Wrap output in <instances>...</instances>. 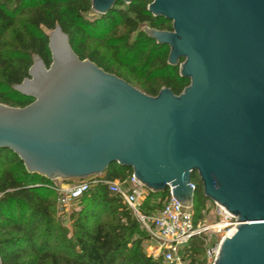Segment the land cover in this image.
<instances>
[{"label":"water","instance_id":"obj_1","mask_svg":"<svg viewBox=\"0 0 264 264\" xmlns=\"http://www.w3.org/2000/svg\"><path fill=\"white\" fill-rule=\"evenodd\" d=\"M133 1L91 0L92 11L106 16ZM147 11L172 24L143 32L169 48L168 65L190 82L180 95L162 88L149 97L81 61L57 26L51 66L34 56L14 87L33 103L0 104V151L51 182L117 164L188 209L197 174L204 198L236 222L213 264H264V0H152Z\"/></svg>","mask_w":264,"mask_h":264},{"label":"trees","instance_id":"obj_2","mask_svg":"<svg viewBox=\"0 0 264 264\" xmlns=\"http://www.w3.org/2000/svg\"><path fill=\"white\" fill-rule=\"evenodd\" d=\"M149 2L119 3L108 15L91 21L87 19L93 12L91 0H0V104L25 108L33 103L14 87L29 78L34 56L51 66L47 33L57 26L81 61H91L132 87L134 80L149 97L158 96L162 88L180 95L190 82L179 76L178 67L168 65L169 48L140 31L141 27L172 31L170 22L147 11ZM119 31L125 34L117 39L113 35ZM94 42L99 45L93 47ZM132 175L131 169L111 165L107 173L87 180V188L66 212L53 182L29 174L14 153L1 150L0 264H167L146 255L148 233L122 199L109 192L107 182L127 183ZM60 182L63 185L57 186L74 181ZM191 183L192 214L199 223L207 218L208 200L197 174ZM168 201L169 189L148 192L140 212L151 216ZM206 250L207 235L193 238L184 251L187 264H208Z\"/></svg>","mask_w":264,"mask_h":264},{"label":"built area","instance_id":"obj_3","mask_svg":"<svg viewBox=\"0 0 264 264\" xmlns=\"http://www.w3.org/2000/svg\"><path fill=\"white\" fill-rule=\"evenodd\" d=\"M87 180H72L74 182L71 184L56 186L58 202L63 206L71 205L73 199L87 188ZM107 184L110 194L117 195L122 199V202L134 212L148 233L150 239L146 243L147 253L144 250L146 255L153 259L162 258L167 264H187L184 251L190 241L195 237L215 233L221 237L217 244L211 245L206 251L207 261L213 264L220 242L223 238H228L230 232L235 229V220L215 205L208 209L209 217L213 222L205 220L195 223L192 207L188 209L180 206L173 198L170 189L169 201L165 207L151 216H144L140 212V201L146 197V193H140L137 190L139 183L133 175L127 183L111 181ZM191 186L195 189L192 183Z\"/></svg>","mask_w":264,"mask_h":264},{"label":"rangeland","instance_id":"obj_4","mask_svg":"<svg viewBox=\"0 0 264 264\" xmlns=\"http://www.w3.org/2000/svg\"><path fill=\"white\" fill-rule=\"evenodd\" d=\"M149 1H150L149 4H151V3H152V0H149ZM149 4H148V5H149ZM97 16H98V14H96L95 12H92L91 14L87 15V19L93 21L94 19L97 18ZM168 25H171V24L168 23ZM145 28H147V27H141V28H140V31H144ZM46 33H47V32H46ZM47 34L49 35L50 33H47ZM103 34H105V32H104ZM124 34H125V33H124L123 31H119L117 34H115V35H113V36H115V37H117V39H119L118 37H122ZM96 41H97V40H96ZM93 45H94L93 47H96V45L98 46L99 43L94 42ZM99 50H100L101 52L105 53V50H103L102 48H100ZM132 83L135 85L134 88H136L137 90L140 91V86H137V85H136V82H135L134 80H132ZM140 92H141V91H140ZM142 93H143V92H142ZM53 183H54L55 186H57V185H63V183L61 184L60 180H57V181H55V182H53ZM137 190H138L140 193H146V194H145L146 196L148 195V191H147L146 189H144L140 184H139V186H137ZM57 197H58V195H57ZM143 200H144V199H142V200L140 201V203H142ZM60 205L63 207V204H62V203H60ZM70 206H71V205H69V206H64V207L66 208V212H68V210L70 209ZM210 207H213V204H212L210 201H208L206 208H210ZM206 215H207L206 220H209L210 222H213V220L209 217V213H207ZM64 226H65V227H68V226H69V221H66V222L64 223ZM220 237H221V235H217V234H215V233H213V234H208V235H207V249H208L209 247H211V245H215V244H217V242L219 241ZM144 250H145L146 253H147L146 245L144 246ZM206 251H207V250H206ZM148 252H149V250H148ZM206 260H207V254H206ZM207 263H208V264H212V263H210V262H208V261H207Z\"/></svg>","mask_w":264,"mask_h":264},{"label":"bare ground","instance_id":"obj_5","mask_svg":"<svg viewBox=\"0 0 264 264\" xmlns=\"http://www.w3.org/2000/svg\"><path fill=\"white\" fill-rule=\"evenodd\" d=\"M234 233H236V228H235V229H233V230L230 232V234H229V237H228V238H231V237H233Z\"/></svg>","mask_w":264,"mask_h":264},{"label":"flooded vegetation","instance_id":"obj_6","mask_svg":"<svg viewBox=\"0 0 264 264\" xmlns=\"http://www.w3.org/2000/svg\"><path fill=\"white\" fill-rule=\"evenodd\" d=\"M181 62H183V60Z\"/></svg>","mask_w":264,"mask_h":264}]
</instances>
